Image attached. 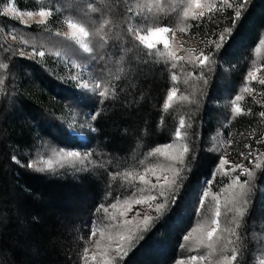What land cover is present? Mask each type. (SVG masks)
<instances>
[{
    "label": "trees",
    "instance_id": "16d2710c",
    "mask_svg": "<svg viewBox=\"0 0 264 264\" xmlns=\"http://www.w3.org/2000/svg\"><path fill=\"white\" fill-rule=\"evenodd\" d=\"M158 3L156 26H166L174 32L184 25L181 16L186 0H159ZM228 3L232 7L224 5L223 9L206 17L185 22L191 34L202 38L208 34L213 40L209 43L210 63L199 68L185 63L186 58L179 62L165 55L160 47L149 49L136 40L137 22L145 23L146 27H152L153 22L143 21L142 16L132 12L128 0H41L40 6L32 1L28 6L20 3L18 7L21 10L49 9L55 18L72 20L89 32L91 53L88 57L92 56L100 76L115 91L101 100L99 110L95 111L96 137L91 140L87 133L86 144L92 143L102 153L112 156L108 149L112 143L114 152H124V155L117 154L124 157V162L119 163L124 165L139 154L138 161L130 162L126 170L135 171L149 151L172 140L176 126L183 121L181 126L189 137L190 152L182 174V188H191L209 177L218 165L219 156L206 149L207 141L213 131L223 128L230 113L227 100L236 94L237 85L242 84L251 71L257 50L264 48V0H246V3L228 0ZM1 5L2 0L0 264H84L83 245L75 235L76 228L66 219L74 212V199L87 196L82 189L98 192L100 183L83 179L82 184H77L68 177L36 172L28 167L26 159H31L45 143L65 150L88 146L68 132L60 113L61 107L87 108L90 102H86L88 98L83 92L63 88L48 70L20 57L7 44L5 32L25 33L37 29L23 28L4 17ZM238 8L241 16L233 29L232 21ZM180 23L183 24L180 26ZM226 28L232 29V35L226 36L224 46L217 49L216 43ZM220 64L226 70H222ZM241 87L237 88V93ZM173 88H177V102L167 107V96ZM97 100L100 103L98 98L94 103L97 104ZM255 107L257 105L248 108L243 104L242 115L229 128L234 138L237 137L234 142L243 140L252 155L260 157L250 167L248 205L240 223V241L232 245L237 260L231 264H256L255 253L264 239V193L260 196V190L264 191V126L256 118ZM127 152L130 157L125 156ZM102 186L103 193L104 183ZM183 209L185 206L180 209L177 199L160 218L165 217L171 226L160 220L155 222L121 264L181 262L187 255L183 237L194 223L193 207L188 205ZM183 212L186 213L183 215ZM199 253L203 255L202 251ZM222 258L225 255L219 246L214 260L219 262Z\"/></svg>",
    "mask_w": 264,
    "mask_h": 264
},
{
    "label": "rangeland",
    "instance_id": "374dc122",
    "mask_svg": "<svg viewBox=\"0 0 264 264\" xmlns=\"http://www.w3.org/2000/svg\"><path fill=\"white\" fill-rule=\"evenodd\" d=\"M32 1L37 6H40L41 0H2L1 12L4 17L19 23L23 28L31 30V27H33L37 29L36 31L25 33L16 31H12V33L5 32V41L14 48V51L20 57L36 62L48 70V73L54 76L63 88L69 87L81 91L87 96L86 102L90 103H87L86 106L89 109H66L61 107L60 113V120L66 123L69 129L68 132L86 144L89 140L86 136L87 133L91 140L93 137H96V119H92L95 116V111L99 110L101 100L106 98L110 91L113 92L115 90H112L104 78L100 76V72L92 63V56L88 57L91 53L88 30L72 20L55 18L53 13L46 8L21 10L18 7L20 3L28 6V2ZM128 1L132 12L138 14V16H142L141 19L143 21L148 19L149 22H153L152 27H146L144 26L145 23L139 24L138 21V28L134 30L136 40L147 47L140 37L144 36L148 39H153L149 35L150 32H154L158 27H166L156 26L159 0ZM233 1L236 2L237 0ZM199 3L204 10L203 17L214 11L223 9L224 6L221 0H199ZM209 4L213 6L211 12L208 11ZM41 11L48 14L44 17L35 15ZM194 11H199V9H196L192 0H186L183 16H181L184 25L181 26L183 23H180L181 27L179 26L180 28H177L176 31L173 32L170 29L165 34V39L169 41L168 48H165L162 43L155 44L153 48L160 47L165 55L169 54L174 57V60H179V62L186 58L185 63H192L193 68H199V66L210 63L209 55L211 51L209 43L213 40L208 34L204 35V38L198 37L191 34L185 28L186 21L188 23L191 20L196 21L203 18L197 17L193 19ZM28 12L34 13V16L29 18L26 15ZM186 12L188 13L187 15H185ZM73 24L76 25L75 28L70 27ZM80 29H83V32H80ZM83 33H87V35ZM77 48L84 52L86 56L80 53ZM39 53H43V55H39ZM173 53L175 54L174 56ZM263 55L264 48L263 50L258 49L254 55L255 59L252 63L251 71H249V73H255L256 79L253 80L248 73L244 79L245 82L243 81L242 84L237 85L244 88L241 87L239 93H237V87L235 90L236 94H233L234 96H230L229 100H227V107L230 111L227 121L224 123L223 128L213 131L207 141L206 149L219 156L218 165L212 169L210 176L200 180L197 186L191 188L189 186L183 187L178 194L177 199L180 209L183 206L186 209L188 205L189 207H193L192 216L194 217L192 222L194 221V223L183 237V246L186 249L187 255L183 256L182 261L177 264H225V258H222L219 262H215L214 260V255L218 254V247L220 246L225 257H230L234 250V246L232 247L234 241H240L239 228L244 215L240 216L236 209H242L244 213L246 211L248 203L245 205L243 201H248V198L247 195L241 194L248 192V185L244 184V181H247L250 177L244 174L242 169L251 171L250 167L255 165V161L258 162L260 157L259 155H255V153L252 155V150L247 148L248 144L243 142V140H236L234 142L237 137L234 138L229 128L242 115L243 104H246L248 108L251 105H257L255 107L256 118L257 120L259 119V124L264 126V117L260 115L261 112H264V84L260 83L261 80H264ZM204 57H207V59L201 64V60ZM220 67L222 70L225 69L222 64H220ZM245 88H248L250 91L246 92ZM101 92L104 93L103 96L100 95ZM170 92L173 93V97L169 100L167 96V107L177 102V88H173ZM236 96H241L242 99L237 101ZM95 98H98L100 103L98 100L97 104L94 103ZM237 107L241 109L239 113L235 112ZM225 128H228L227 132H225ZM177 129L181 133L179 138L176 136ZM188 138L186 129L179 124L174 130L172 140L168 144L158 147L161 149V152H156L157 148L149 151L145 155V158L140 161L138 169L130 172H126L127 168L130 167V162L136 163L141 156L137 154L135 157H131L127 164L124 165V157L120 156L124 155V152L117 150L118 153L114 152L112 143H110L108 148L112 151V156L109 153H102L92 143L86 144L88 146L78 150L60 149L54 145L45 143L43 147L35 151L31 159H26V163H28V167L29 165H33V167L29 168L36 172L53 174L60 178L68 177L77 184H82L83 179H87L88 181L95 180V182L100 183L98 192L96 189L92 192L93 194L85 188L82 189L87 196L74 199V212L66 220L70 226L73 225L76 228L77 233L75 232V235L78 242L83 245L82 260L84 264H121L124 258L136 249L137 244L143 240L139 237L144 238L154 223L162 217L153 220L148 231L137 232V225L140 224L142 226L143 217L142 215L136 217V213H143L148 209V206L136 205L134 200L150 194V184L156 182V176L164 175V170L168 167L169 159L165 153H171L173 150L182 151L185 146L188 148ZM169 144L172 145V149H166L165 146ZM69 151L78 152L81 157L86 156L87 159L68 157L66 154ZM128 152L125 154L126 157L131 156H128ZM189 152L190 150L188 154ZM188 154L185 157L186 164ZM221 159L227 160L228 163L221 166ZM121 161H123V164H119ZM15 162H18V160H15ZM116 162L118 163L117 165L115 164ZM237 165L241 167L237 168ZM98 173L100 174L98 175ZM128 173H131L135 179L131 177L126 178V174ZM141 175L145 176V180L150 183L141 181L139 179ZM102 183L105 185L103 193ZM241 184L244 186L241 187ZM263 193L264 191L260 190L261 197ZM151 194L155 195L156 193L153 191ZM195 198L196 203L194 205ZM95 199V204L89 210V205ZM125 200H128L132 204L133 210L122 216L120 213L125 208ZM157 202H163V198L158 197ZM112 204H117V207L112 208ZM173 206L170 204L166 211L170 210ZM104 208H108L107 213L103 211ZM217 211L220 213L218 217L215 215ZM185 213L183 212V215ZM149 214L152 216L156 215L154 210H150ZM171 215L172 213L169 219ZM111 217H115V219ZM214 219L217 221L215 225L212 223ZM124 220H131V225H124ZM159 222L166 224L167 221L164 217ZM171 224V222H167L168 226H171ZM213 227L216 228V232L212 240L209 241L207 232L211 231ZM130 229L132 233H135L136 238L132 239L131 242L121 240V237L129 235ZM101 232L104 233L103 236H101ZM186 236L189 237L187 240L185 239ZM97 241H99V244H97ZM209 244H212V247H209ZM121 245L122 250L120 253H117L115 249ZM152 247L154 246L152 245ZM85 249H87V252H85ZM200 251L203 252V255L199 253ZM141 252L143 253V251ZM124 253L127 254L125 255ZM193 256L196 259H192ZM255 259L256 264H264V239L255 253Z\"/></svg>",
    "mask_w": 264,
    "mask_h": 264
},
{
    "label": "snow or ice",
    "instance_id": "6c2138e0",
    "mask_svg": "<svg viewBox=\"0 0 264 264\" xmlns=\"http://www.w3.org/2000/svg\"><path fill=\"white\" fill-rule=\"evenodd\" d=\"M192 2L195 4L196 9H199V11H194L193 12V19H196L197 17H203L204 16V10L203 7L201 6V4L199 3V0H192ZM244 2L246 3V0H244ZM221 3H223L224 5H226L227 7H232L231 4L228 3V0H221ZM243 7V4L241 5V8ZM213 10V6L211 4L208 5V11L211 12ZM48 13H45L44 11L39 12L38 14L35 15H39L40 17H44L45 15H47ZM188 13L186 12L185 15H187ZM26 15L31 18L34 16V13L32 12H28L26 13ZM241 16V9L238 8L236 10V14L235 17L233 18L232 21V28L234 29L236 27V24L239 20ZM70 27L75 28L76 25H70ZM80 32H83V29L79 30ZM170 31L169 28L167 27H158L154 30V32H150L149 35L151 37H153V39H148L147 37L141 36L140 39L142 41H144L147 45V47L149 49L153 48L155 44H163V46L165 48H168L169 46V41L167 39H165V34H167ZM84 35H87V33H83ZM232 35V29H228L226 28L224 30V33L221 34L220 37V41L218 43H216V48L217 49H221L224 44L226 43V36L230 37ZM39 55H43V53H39ZM175 54L173 53V56ZM207 57H204L203 60H201V64L204 63V60H206ZM174 67V65H173ZM249 76L255 80L256 79V75L254 72H250ZM175 76L172 77L173 80H175ZM261 84H264V80L260 81ZM245 91H250L248 88H245ZM100 95H104L103 92L100 93ZM173 97V93L169 92L168 93V99L171 100ZM242 97L241 96H236V100H241ZM241 111V109L239 107H237L235 109L236 113H239ZM260 115L262 117H264V112H261ZM93 120L96 119V116L92 117ZM181 125H183V121H181ZM93 131H95V129H93ZM181 135L180 130L177 129L176 130V136L179 138ZM166 149H172V145H166L165 146ZM156 152H161L160 148H157L155 150ZM189 149L185 146L183 147L182 151H175L173 150L171 153H165V155L168 156L169 159V164L168 167L164 170V175L162 176H156L155 183H151L150 184V188H149V193L146 196L141 197L140 199H135L134 203L136 205H147L148 209L145 210L143 213L137 212L136 213V217H139L140 215H142L143 220H142V226L140 224L137 225L136 231L140 232V231H148L150 226H151V222L153 220L159 219L164 213L165 211L168 209V206L171 205H175L176 200L178 198V194L183 186L182 182L184 180V176L182 175L186 163H185V157L188 154ZM68 157H74V158H81V159H87V157H81L80 153L78 152H72L69 151L66 154ZM228 163L227 160L225 159H221L220 160V165H226ZM29 167H33V165H29ZM237 168H240V165L236 166ZM242 172L248 176H251V172L248 169H242ZM131 177L132 179H135V177H132L131 173L126 174V178ZM139 179L141 181H144L145 183H150L149 181L145 180V176L141 175L139 177ZM238 179V178H237ZM162 181V182H161ZM235 183V182H234ZM248 181H244V184H247ZM244 185L241 184V187H243ZM155 192L156 194L153 195L151 194L152 192ZM205 195H207V193H205ZM241 195H247V193H242ZM158 197L163 198V202H157ZM243 203L246 205L248 203L247 200H244ZM125 204V208L121 211V215L124 216L126 215L128 212H131L132 209V204L129 203L128 200L124 201ZM112 208H116L117 204H112L111 205ZM150 210H154L156 215L152 216L149 214ZM103 211L105 213L108 212V208H104ZM237 213L240 216L244 215V211L242 209H236ZM217 217L220 215L219 211L216 212L215 214ZM112 219H115V217H111ZM35 219V218H34ZM135 219V217H134ZM124 225H131L132 221L131 220H124L123 221ZM212 223L215 225L217 223V221L214 219L212 221ZM216 232V228L213 227L211 231L207 232V237L209 239V241L212 240L214 233ZM104 233L101 232V236H103ZM136 238L135 237V233L131 232V229L129 230V235L127 237H121V240H128L129 242H131L132 239ZM140 239H143V237H139ZM189 237H185V239L187 240ZM97 244H99V241H97ZM209 247H212V244L208 245ZM122 250V245L117 247L115 249V251L117 253H120ZM85 252H87V249H85ZM125 255L127 253H124ZM192 259H196L195 256L192 257ZM237 260V253L235 250H233L232 254L230 257H225V264H230L231 261H236Z\"/></svg>",
    "mask_w": 264,
    "mask_h": 264
}]
</instances>
